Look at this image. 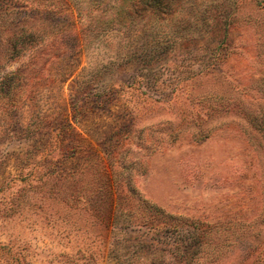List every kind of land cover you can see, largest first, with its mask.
<instances>
[{
    "label": "rangeland",
    "instance_id": "rangeland-1",
    "mask_svg": "<svg viewBox=\"0 0 264 264\" xmlns=\"http://www.w3.org/2000/svg\"><path fill=\"white\" fill-rule=\"evenodd\" d=\"M0 264H264V0H0Z\"/></svg>",
    "mask_w": 264,
    "mask_h": 264
}]
</instances>
